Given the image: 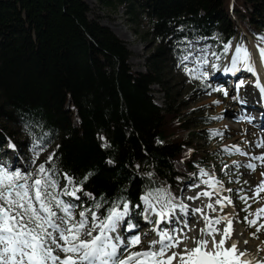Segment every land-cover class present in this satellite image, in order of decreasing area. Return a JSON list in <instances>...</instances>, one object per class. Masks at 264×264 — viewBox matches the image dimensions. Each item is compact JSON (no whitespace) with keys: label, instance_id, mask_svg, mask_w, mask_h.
<instances>
[{"label":"trees","instance_id":"obj_1","mask_svg":"<svg viewBox=\"0 0 264 264\" xmlns=\"http://www.w3.org/2000/svg\"><path fill=\"white\" fill-rule=\"evenodd\" d=\"M102 1L124 3L130 18L147 17L153 48L145 70L130 67L125 43L88 16L85 0H0V149L53 145L57 167L77 178L91 172L84 191L109 203L123 194L140 204L156 186L177 195L179 177L207 164L182 133L195 127L178 112L171 56L180 57L189 31L215 37L217 48L264 36V0ZM152 84L163 89L164 105ZM84 198V207L93 203Z\"/></svg>","mask_w":264,"mask_h":264},{"label":"snow or ice","instance_id":"obj_2","mask_svg":"<svg viewBox=\"0 0 264 264\" xmlns=\"http://www.w3.org/2000/svg\"><path fill=\"white\" fill-rule=\"evenodd\" d=\"M259 39L264 45V36ZM232 48L229 42L224 45V52ZM234 51L231 67L225 68V71L236 73L241 71L242 65L243 70L253 73L255 68L249 50L237 45ZM259 53L264 56V46H259ZM189 58L186 54L181 57V62ZM202 63L207 65L209 61L205 57ZM187 71L195 79L208 76L206 71L202 76L194 74L192 69ZM240 84L242 86L243 81ZM256 87L264 93V86L259 80ZM224 94L227 96V92ZM213 103L219 104L220 101ZM212 134L223 135L220 131ZM99 138L105 140L103 136ZM108 146L107 143L102 144V147ZM256 146L264 149V140ZM10 147L15 146L10 144ZM44 150L46 145L37 140L32 149L33 167L27 170L0 162V264H264V256L257 255L259 248L257 254H253L247 247H239V237L243 233L234 226L235 221L255 228L256 231L251 234L253 238H257L261 229H264V206L250 211V201L258 202L261 199L264 179L252 189V196L246 194L243 186L236 192L245 205L241 209L246 213L243 221L239 213L224 212L226 207H234L232 198L224 194L233 190L225 188L222 181L204 169H199V175L206 179L190 187L195 189L203 184L211 191L202 190L186 197L188 201L200 200L202 197L211 200L215 195L214 200L203 206L191 207L173 195L168 187L147 191L140 198L145 206L140 214L145 221L155 225L152 230L158 239L149 241L146 249L133 251L141 245L142 234L136 232L139 225L126 218L135 209H140L141 205H132L123 194L109 203L103 195L97 198L85 192L84 184L92 173H86L82 178L69 175L57 167L58 157L55 153L50 154L45 162L37 164ZM225 151L240 152L241 149L231 146ZM242 154L249 155L247 152ZM252 161L264 165V155L250 156L246 167L254 172L258 165ZM260 175L264 177V172ZM80 194L93 203L87 207L83 206V202L74 203L81 201ZM77 208L82 210L77 212ZM207 210L214 215H210ZM177 212L182 215L178 216ZM190 212L195 217L191 225L188 219ZM153 215L156 220H152ZM201 223L203 226L196 229L195 225ZM162 224L172 226L160 227ZM121 229L135 234L124 236ZM193 231L197 234L190 235ZM243 244L247 245L248 240L245 239Z\"/></svg>","mask_w":264,"mask_h":264},{"label":"rangeland","instance_id":"obj_3","mask_svg":"<svg viewBox=\"0 0 264 264\" xmlns=\"http://www.w3.org/2000/svg\"><path fill=\"white\" fill-rule=\"evenodd\" d=\"M88 4V16L96 18L100 22H103L108 26L122 41L125 43V46L129 50L128 62L130 67L136 71L145 70V62L146 58L149 55L150 51L153 48V41L148 38L146 31L149 29L148 19L144 16L143 13L140 14L138 19L130 18L128 13L125 10L126 5L124 3H116V5L110 6L105 4L102 0H85ZM180 31L189 30L185 27H179ZM190 36L186 39L181 40L185 42L183 45V52L180 57L177 55H172L173 58L172 64H170L169 71V81L173 90L176 92V102H178V112L185 111L182 115V119H187L193 129L195 127V131L193 134H187L188 131H183L182 133L186 135V137L197 147V149L205 156L204 162L207 164L203 169L213 175L216 179L223 182L225 188H231L232 192H226L225 195H228L232 198L234 207L228 206L230 209L234 210L235 213H239V218L243 221L246 213L241 211L245 205L239 200L236 195V192L243 186L245 192L248 196H252V189L259 184L257 180V173H260L264 170L261 167H257L256 171H252L246 167L249 162L251 155H257L259 151L254 147V149L244 148L247 144V139H243L240 142L231 141L235 139L239 134H241L242 125L246 120L242 117L237 107H240L238 104V90L237 87L241 81L243 83L247 82L246 87L243 89L253 88V78L251 74L245 76L233 78L230 80L229 78L223 79L227 74L231 75V72H226L225 68L228 66L231 67V59L233 57V51L237 45H244L249 43L250 41H256L259 46H264L260 42V35L257 37H235L226 42L231 43L233 48L228 52H224V46L222 48H217V43L215 37L207 36L205 34H193V31H189ZM182 48V47H181ZM180 48V49H181ZM249 50L248 47H245ZM194 49V50H193ZM182 50V49H181ZM204 51L208 56L212 58L210 65H203L202 62L195 55V51ZM215 53L216 55H213ZM189 55V60L181 62V57L184 55ZM219 57V59H217ZM220 60L219 67L217 69L218 72L215 73L213 64L215 61ZM264 61V58H263ZM222 63V64H221ZM228 67V68H229ZM187 69L194 70V74L201 75L203 72H208V76L202 79H195L193 75H190ZM213 71V72H212ZM244 73V72H242ZM217 74V78L221 80L223 79V83L218 85L214 80V76ZM241 75V73H240ZM226 77V76H225ZM229 79V80H228ZM151 94L154 100L160 104L164 105L165 101V93L160 85L152 84L150 86ZM218 89V90H217ZM225 92H227V96H225ZM237 98V99H236ZM241 99V98H239ZM244 99V98H243ZM236 100L237 102H235ZM214 101H220L219 104L213 103ZM242 113V112H241ZM209 117L210 123H203V117ZM212 117H219V119H212ZM214 131H220L222 136H214L212 133ZM257 135V134H255ZM249 137V136H248ZM258 138H255V143H258ZM240 143V145L238 144ZM35 143H31L28 148L22 147L25 152V158L21 157L22 153L16 149L13 150V154L4 156L3 148L0 149V156L8 157L10 160L13 158L18 162L14 168L19 167L21 170H27L33 167L32 159H33V146ZM231 146H237L241 149L240 152L234 151H225L226 148H231ZM6 147V146H5ZM53 145H47L46 150H44L39 159L37 160V164L43 163L47 160L48 156L53 153ZM248 147V146H247ZM257 147V146H256ZM262 149H260L261 151ZM249 153L248 156L243 155L242 153ZM17 156V157H16ZM12 161V160H11ZM23 161V162H22ZM253 162V161H252ZM11 166V164H8ZM227 165V168H225ZM243 169L249 170L251 172V177L247 174L243 173ZM258 171V172H257ZM246 176V177H245ZM250 177V178H249ZM182 180V196L177 194V197L183 199V195L186 198L185 188L194 183H200L202 179H206V177H201L198 174L190 175L187 177H179ZM252 178V179H251ZM247 179V180H246ZM254 179L255 184H252V180ZM249 180V181H248ZM244 181H247V184H244ZM164 187V186H156L151 190ZM254 187V188H253ZM197 190H209L207 186L201 184L200 187L195 188ZM190 195L195 193V191L190 189ZM81 195V201H83V195ZM188 195V194H187ZM85 198H87L85 196ZM84 198V199H85ZM215 195L211 198L214 200ZM65 199H71L65 197ZM209 198L202 197L200 199L203 204H207L211 202ZM81 201H73L74 203L80 204ZM251 209L250 211L254 212L256 209L264 206V192L261 193V199L257 202L256 200L250 201ZM141 208L137 209L136 212L132 213V215L126 219H131L133 223L138 224L140 222L138 231L142 234V243L139 247L134 248L133 251H140L146 246L145 241L155 240L156 232L153 230L150 231L149 235L146 233L147 226L151 223H146L145 225L141 222L143 221L142 213L143 208L145 207L140 199ZM218 207V206H217ZM81 209H76L79 212ZM210 215H214L207 210ZM138 212V214H137ZM225 213L227 212V207L224 209ZM180 214V213H179ZM179 214H177L179 216ZM223 214V213H221ZM251 218V217H250ZM154 226V224H151ZM240 225L247 230L248 234L252 237V233L256 231L255 228L248 227L244 223H240ZM223 227V225H221ZM124 233V231H123ZM147 234L144 236V234ZM135 233H129L127 236L134 235ZM150 236V237H149ZM253 238V237H252ZM257 241H261L264 243V229L258 233L257 238H253Z\"/></svg>","mask_w":264,"mask_h":264},{"label":"bare ground","instance_id":"obj_4","mask_svg":"<svg viewBox=\"0 0 264 264\" xmlns=\"http://www.w3.org/2000/svg\"><path fill=\"white\" fill-rule=\"evenodd\" d=\"M243 46L249 48V52H250L251 57H252V62L254 63L255 71L253 73H250L251 74V77L253 78V84H252V87L253 88L243 89L244 87H246L247 82L246 83H243L242 86L239 85L237 87V90L239 91L238 92L239 96H238V100L237 101L239 103H236V104H238L240 106V107H237V110H239L240 114L243 115L242 117L246 120V122L244 121L243 125L241 126L242 127V130L241 131H243V132L241 134H239L237 137H235V139H232L231 141L234 140L236 142L237 141L240 142L241 140H243L245 138L246 139L248 138L247 139V144L244 146V148L254 149V147H255L259 151V153H257V155H264V149L259 148V147H256L257 144L254 141L255 138H258V140H257L258 142L261 141V140H264V93H262L260 91V89L256 87L257 80H259L260 84L262 86H264V61H263L264 56H261L260 55L258 43L256 41H250L249 43H246ZM195 55L198 57V59L201 62H202L203 58L206 57L208 59V61H209V63L207 65H210V62H211L212 58L210 56H208L204 51H197L196 50L195 51ZM234 55H235V51H233V57H234ZM203 65L205 66V64H203ZM240 67H241V71H238L236 73H232L231 72V75L230 74H227V75H225L226 77L225 76H222V77H224L223 79L229 78L230 80H232L233 78L236 79L237 77H241V76L242 77L243 76L246 77V75L248 74V72L245 71V70H243V66L242 65H240ZM212 68L216 69V70H214L215 73L218 72L217 71L218 66L212 67ZM242 72H244V73H242ZM240 73H241V75H240ZM213 76L215 77L214 78L215 79L214 81L218 85H221V83L224 82L222 78H221V80H219L217 78V74L212 75V77ZM239 98H241V99H239ZM234 101L237 102L236 100H234ZM255 134H257V135H255ZM238 144L240 145V143H238ZM2 148L4 149L3 150L4 156L10 155V153H12L13 150H14V148H12L10 146H7V145H6V147L5 146H2ZM260 149H262V150L260 151ZM11 160L8 157H3L2 158L0 156V161L7 162V164L18 163L17 161H15V159L13 160V158ZM253 163H257V165H258L257 167H261V169L264 168V165H261L258 161H253ZM262 172H264V170ZM243 173L244 174H247V175H249L251 177V172H249V170H246V169L244 170L243 169ZM260 173H257V180H258V182H260L261 179H264V177H261ZM255 182L256 181H254V179H253L252 180V184H255ZM190 189H192L190 186H188L187 188H185V192L188 194V195L186 194V197L187 196H193L197 192H199V190L193 189L195 191V193H193L192 195H190V192H189ZM183 200H184V203L189 204L191 207H200L203 204V202H201L200 200L188 201L185 198V195H183ZM227 212L228 213L235 214L234 210L230 209L229 207H227ZM177 214H179V212H177ZM180 215H182V214H179V216ZM188 219H189L190 225L195 222V217L192 216L191 212L189 213V218ZM139 223L140 222H138V225H140ZM141 223L145 225L147 222L146 221H142ZM171 226L172 225H168V227H171ZM202 226H203L202 223L195 225L196 229H199ZM234 226L236 228H238V230L241 233H243V235H241L239 237V239L241 241L239 247L241 249L247 247L248 250L251 253H253V254H257V249L259 248L260 249V252L257 255L258 256H264V243H261V241H257L255 239H253L248 234L247 230L244 229L240 225V223H236L234 221ZM153 228L154 227H152V226L151 227L150 226H147V228L145 229V230H147L146 233L149 235L150 231ZM136 231H138V230L136 229ZM145 234H144V236H145ZM196 234H197L196 231H193V232L190 233V235H196ZM155 238L158 239L157 234H156V237ZM245 239L248 240V244L247 245H244L243 244V241ZM149 241H151V240H149ZM149 241H147V240L145 241L146 246H144L143 249H146L148 247ZM209 247H211V245H209Z\"/></svg>","mask_w":264,"mask_h":264},{"label":"water","instance_id":"obj_5","mask_svg":"<svg viewBox=\"0 0 264 264\" xmlns=\"http://www.w3.org/2000/svg\"><path fill=\"white\" fill-rule=\"evenodd\" d=\"M101 24L106 25L105 23L101 22Z\"/></svg>","mask_w":264,"mask_h":264}]
</instances>
